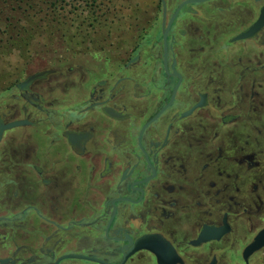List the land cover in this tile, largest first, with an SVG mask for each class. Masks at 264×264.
I'll return each instance as SVG.
<instances>
[{
  "label": "flooded vegetation",
  "instance_id": "flooded-vegetation-1",
  "mask_svg": "<svg viewBox=\"0 0 264 264\" xmlns=\"http://www.w3.org/2000/svg\"><path fill=\"white\" fill-rule=\"evenodd\" d=\"M122 2L66 72L0 90V264H245L264 227V116L244 165L264 0Z\"/></svg>",
  "mask_w": 264,
  "mask_h": 264
},
{
  "label": "rangeland",
  "instance_id": "rangeland-1",
  "mask_svg": "<svg viewBox=\"0 0 264 264\" xmlns=\"http://www.w3.org/2000/svg\"><path fill=\"white\" fill-rule=\"evenodd\" d=\"M39 1L35 0L34 2L40 3ZM122 1L57 0L53 15L49 14L50 10L44 4L41 5L42 11L37 8L29 9L27 3L21 5L18 12L8 13V11L2 10L0 19L9 16L13 22L17 21V25L23 26L19 28L23 35L14 36L20 37L18 40L12 38L18 45L4 51L3 44L8 35L5 32L8 28L3 22H0V90L8 84L20 81L27 74L38 69L55 67L57 72H66L70 59L74 55L83 56V52L86 51L90 42L99 43L100 36L104 34L103 20L106 8H109L110 14H114V18L120 17V12L123 11L121 7H124ZM260 102L253 103L248 109L250 113L249 111L247 113L250 119L252 118V139L247 145L250 156L248 160H244V165L250 169L252 177L255 172L254 166H257L262 159L260 147L263 146V143L260 136L254 131V126L261 124V119L264 116V102L263 105ZM237 152L238 150L235 151V154ZM232 169L239 171L236 166ZM238 252L237 250L220 249L212 253L216 254L219 260L218 264H234ZM207 256L208 254L204 258ZM231 260L234 261L231 262ZM252 264H264V250L254 255Z\"/></svg>",
  "mask_w": 264,
  "mask_h": 264
},
{
  "label": "trees",
  "instance_id": "trees-1",
  "mask_svg": "<svg viewBox=\"0 0 264 264\" xmlns=\"http://www.w3.org/2000/svg\"><path fill=\"white\" fill-rule=\"evenodd\" d=\"M35 0H0V12L2 10L4 11H8V13H10L11 11H16L18 12V10L21 9V5L27 3V7L30 8H37L39 11H42L43 7L41 6L42 4L46 5L47 9L50 10L51 15H53L55 13V5L57 3V0H40V3H35ZM27 9V8H24ZM0 22H3L6 27L8 28V30H6L5 33H7V37L4 41V51L12 46L18 45L15 43L14 40H12V38H16L17 40L20 39V37H14V36H20L23 35L22 32L20 31V27H23L22 25H17V21L13 22L11 20V17L7 16L4 17L3 19H0ZM31 35V34H30Z\"/></svg>",
  "mask_w": 264,
  "mask_h": 264
},
{
  "label": "water",
  "instance_id": "water-1",
  "mask_svg": "<svg viewBox=\"0 0 264 264\" xmlns=\"http://www.w3.org/2000/svg\"><path fill=\"white\" fill-rule=\"evenodd\" d=\"M41 73L42 72H38V73H35V74L31 75L26 81L23 82V84L26 83L28 80L40 75ZM22 122H23L22 120L12 121L10 123L5 124L3 127L4 128H10V127L19 125ZM208 231L212 232V228H209ZM223 231H225V228L221 227L219 229L220 235L223 233ZM216 235L218 236V233ZM262 247H264V227L254 236L253 240L248 245H246L245 248L243 249L242 257H243V259L245 261V264L248 263V257L252 253H254L255 251L261 249ZM73 256L75 257V256H78V255L68 254L65 257H73ZM159 263H161V264H169V263L164 262L163 260H160V259H159ZM214 263H215V259H213L209 264H214Z\"/></svg>",
  "mask_w": 264,
  "mask_h": 264
}]
</instances>
